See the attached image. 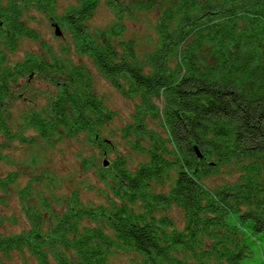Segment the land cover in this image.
Segmentation results:
<instances>
[{
  "label": "trees",
  "instance_id": "trees-1",
  "mask_svg": "<svg viewBox=\"0 0 264 264\" xmlns=\"http://www.w3.org/2000/svg\"><path fill=\"white\" fill-rule=\"evenodd\" d=\"M74 1L59 15L56 0H0V163L15 143L54 148L84 135L98 151L83 165L109 189L107 205L84 204L79 190L36 201L34 186L54 179L35 177L15 192L28 228L5 234L0 213V264L13 255L111 264L116 253L132 264H245L256 254L264 264V0ZM102 2L114 22L91 32ZM33 9L73 44L43 43L14 61L23 40H41L28 24ZM146 12L157 15L150 51L127 26ZM93 69L136 101L121 130L127 151L108 167L115 145L104 134L115 113ZM33 75L50 88L32 91ZM216 176L223 182L211 187ZM18 183L16 172L0 177V209Z\"/></svg>",
  "mask_w": 264,
  "mask_h": 264
},
{
  "label": "rangeland",
  "instance_id": "rangeland-1",
  "mask_svg": "<svg viewBox=\"0 0 264 264\" xmlns=\"http://www.w3.org/2000/svg\"><path fill=\"white\" fill-rule=\"evenodd\" d=\"M74 0H56L57 14H64L65 11L74 4ZM30 17L34 20H28V24L31 28L36 29L40 35V41L23 40L20 46L19 54L16 55L13 60H22L27 52H38L43 46V43L52 46L56 51H60L63 47L72 46V36L68 32L64 31V37L56 38L54 29L51 23L48 21L45 15L36 10H32ZM146 18H141L137 23L127 22L128 32L130 36H133L138 45L143 47V39H148L145 42L147 51H150L149 39L155 37L154 28L152 26L156 20V13L146 12ZM114 15L105 4L102 2L97 9L94 16L88 22L89 29L94 32L95 29L107 28L114 22ZM75 56V55H73ZM88 58L80 59L76 56L75 62L84 63ZM87 65L92 66V63L88 60ZM93 78L95 83V89L99 97L104 100L106 106L114 111L115 119L106 126V132L104 134L107 141L114 143V147L111 145V152L106 159L110 164L116 160L118 155L125 154L127 149L123 144L122 128L128 123L132 122V114L134 112L136 101L134 99L125 98L110 82L101 76L95 69H93ZM32 91L48 90L49 83L42 78L33 75L30 79ZM42 97L36 103H43ZM20 108V107H18ZM6 162L0 163V177H5L8 173H18L19 183L12 190V195L9 200V208L0 209V213L5 215L6 220L1 228V231L5 234H17L23 229L28 228V222L25 218V214L22 211V204L19 200V196L15 193L17 187L21 188L33 180L35 177H42L46 174L53 178V182L45 179L40 185H35L34 188L39 191V194L35 197L37 199L46 197H58V201L64 200L73 190H79L81 198L84 204H93L95 206L107 205L106 196L109 194L105 183H103L95 168L86 169L83 165V160L89 158L93 152H97L98 149L93 147L87 141V137L81 135L77 138L67 139L54 148H48L43 143L37 145H21L15 143L8 148ZM8 161H10L8 163ZM138 159H136V162ZM109 164V165H110ZM222 178L216 176L208 181L211 187H216L222 184ZM56 210H60L57 204H54ZM180 213L175 211L172 213V217L176 218L179 222V227L182 228L183 223L179 221ZM14 216L16 224L11 223L9 219ZM133 256L123 253L114 254L110 261L111 264H132L130 258ZM260 254L254 255L251 260L245 261V264H263ZM6 264H23V260L19 255H13L12 260L6 262ZM28 264H37L34 261H30Z\"/></svg>",
  "mask_w": 264,
  "mask_h": 264
},
{
  "label": "water",
  "instance_id": "water-1",
  "mask_svg": "<svg viewBox=\"0 0 264 264\" xmlns=\"http://www.w3.org/2000/svg\"><path fill=\"white\" fill-rule=\"evenodd\" d=\"M54 28H55V35L57 37H61L63 35V31H62L61 27L58 24H54ZM196 152H197V155L199 157H201V154H200L198 148H196ZM108 165H109V162H105V166H108Z\"/></svg>",
  "mask_w": 264,
  "mask_h": 264
}]
</instances>
